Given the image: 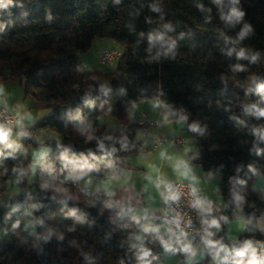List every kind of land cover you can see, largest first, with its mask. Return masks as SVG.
Returning <instances> with one entry per match:
<instances>
[{
  "label": "trees",
  "instance_id": "obj_1",
  "mask_svg": "<svg viewBox=\"0 0 264 264\" xmlns=\"http://www.w3.org/2000/svg\"><path fill=\"white\" fill-rule=\"evenodd\" d=\"M95 37L121 51L111 72L81 68L79 53ZM0 79L18 82L30 107L48 110L26 127L57 136L39 141L1 126L21 143L0 139V186L20 187L0 202V264H138L133 215L112 195L88 196L61 179L133 168L128 156L147 147L127 109L150 98L165 119L185 116L196 141L187 158L220 175L228 208L210 216L213 230L221 235L233 210L246 215L220 264H264V199L251 186L264 171V0H0ZM100 113L123 127L107 129ZM40 144L51 150L29 181L30 145ZM212 249L191 264H209ZM143 264L160 263L154 253Z\"/></svg>",
  "mask_w": 264,
  "mask_h": 264
},
{
  "label": "crops",
  "instance_id": "obj_2",
  "mask_svg": "<svg viewBox=\"0 0 264 264\" xmlns=\"http://www.w3.org/2000/svg\"><path fill=\"white\" fill-rule=\"evenodd\" d=\"M30 105L32 101H29ZM8 108L19 112L20 107L6 104ZM42 114L48 113L47 109ZM148 121H156L148 127L147 136L138 134L147 150L128 156L133 168L123 172L102 176L94 172L83 171L76 174L77 184L88 191L91 196L98 194H110L117 199L125 211L132 214L135 220V231L130 235V245L136 254H140L147 243L145 233L155 235L168 229V222L163 219L162 212L165 205L164 183L168 180L190 182L195 190L206 200L213 201L218 206L216 215L227 211L228 202L222 200L219 190L220 175L207 172L187 158V153L196 149L194 135L186 130L185 116L175 120H167L160 111L157 98L139 101L127 109L129 122L140 123L142 116ZM33 118L31 126L40 119ZM140 131V129H139ZM179 136L183 143L178 145H159L153 148L155 137ZM39 141L56 139L57 136L49 130L36 131ZM251 186L257 190L258 195L264 199V171L255 176ZM247 218L242 210H233L230 218L225 222L221 235L224 241L219 244L218 255L209 264H220L236 247V240L243 230ZM259 228L264 233V218L257 220ZM193 241L189 233H180L156 250L155 254L160 264H191L201 260L213 251L211 243L204 242L194 252L184 254ZM261 242L248 241L243 245H258ZM194 253V254H193Z\"/></svg>",
  "mask_w": 264,
  "mask_h": 264
},
{
  "label": "built area",
  "instance_id": "obj_3",
  "mask_svg": "<svg viewBox=\"0 0 264 264\" xmlns=\"http://www.w3.org/2000/svg\"><path fill=\"white\" fill-rule=\"evenodd\" d=\"M121 54L118 49H105L100 54V62L104 64H113L114 60ZM156 121H148L144 115L140 120V135L147 136L148 127L155 124ZM0 125L4 128H18L21 135L25 138H34L36 133L29 130L21 122V117L17 112L11 111L4 106H0ZM153 148L159 145H178L183 143V138L179 136H162L155 137ZM65 183H71L78 186L77 177L75 174L66 175L61 179ZM86 195L91 194L81 188ZM165 205L162 212V217L165 219L169 227L164 232H159L155 235L145 233L147 243L144 250L138 255V264H143L144 260L154 254L158 247L172 241L176 235L180 233H189L193 236L191 245L187 248L190 251H185L184 254L194 252L204 242L211 243L212 248L218 250L219 244L224 241L222 235L213 230L210 223V216L218 212V206L211 200L204 199L194 188L190 182H180L168 180L164 183ZM172 197H177L172 199ZM23 206H15L17 216H22ZM210 209V211L208 210ZM147 252V255L144 253Z\"/></svg>",
  "mask_w": 264,
  "mask_h": 264
},
{
  "label": "rangeland",
  "instance_id": "obj_4",
  "mask_svg": "<svg viewBox=\"0 0 264 264\" xmlns=\"http://www.w3.org/2000/svg\"><path fill=\"white\" fill-rule=\"evenodd\" d=\"M112 46H116L115 41L106 37H95L91 46L86 51L79 53L81 68L96 70L99 72L113 71L115 68V63L104 64L99 60L101 51ZM29 101H32V98L28 95H24L23 89L18 82L10 83L0 79V106L8 108L5 105L11 104L13 107H20V113H17L20 115L21 122L24 125L30 124V120H33V118H39L38 116H42V114L45 112L44 108L30 107ZM98 121L107 129L111 130L117 128L121 129L123 127V125L120 124V122L114 116L108 113H100L98 116ZM0 132H3L1 125ZM13 133L15 132L11 130L6 133V136L12 138L15 142L20 144V138L18 135H14ZM50 150L51 146L49 144H40L38 146L30 145L31 160L27 165V177L29 181L33 179L37 164L48 159ZM10 185H12V190H6ZM18 192H20V187L17 180H13L11 184L8 183L0 186V202L6 200V198H8V196L11 194L13 195ZM24 204H31V198L28 195H25L24 197ZM25 215L28 217L26 212Z\"/></svg>",
  "mask_w": 264,
  "mask_h": 264
},
{
  "label": "clouds",
  "instance_id": "obj_5",
  "mask_svg": "<svg viewBox=\"0 0 264 264\" xmlns=\"http://www.w3.org/2000/svg\"><path fill=\"white\" fill-rule=\"evenodd\" d=\"M232 15H233V16H236V17H239V16L242 15V13H240V12L234 10L233 13H232ZM243 34H244V33H241V36H243ZM260 114L264 115V112H261ZM5 135H6L5 133L0 132V139H4ZM176 198H177V197H172V199H176ZM208 210L210 211V209H208ZM211 223H212L213 225H215V224H216V221L213 220ZM185 251H190V249H187V248H186ZM193 254H194V253H193ZM239 254H240V255H243L242 252L239 253ZM144 255H147V252H145Z\"/></svg>",
  "mask_w": 264,
  "mask_h": 264
}]
</instances>
